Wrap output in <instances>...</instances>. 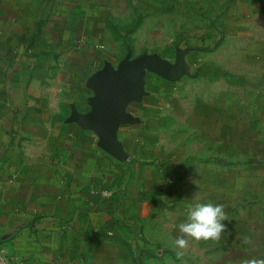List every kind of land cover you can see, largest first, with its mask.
Segmentation results:
<instances>
[{"label": "crops", "instance_id": "obj_1", "mask_svg": "<svg viewBox=\"0 0 264 264\" xmlns=\"http://www.w3.org/2000/svg\"><path fill=\"white\" fill-rule=\"evenodd\" d=\"M169 15L203 24L169 45L191 76H145L147 95L128 108L139 122L117 134L118 161L68 122L71 108L89 110L87 81L106 62L147 54L172 63L168 44L133 56L146 22ZM109 39L124 49L115 63L104 56L115 54ZM193 54L216 60L205 81L201 67L192 73ZM189 78L206 87L186 88ZM233 169L245 188H232ZM263 195L264 0H0V251L9 264H198L219 241L175 246L191 205ZM242 214L229 231L264 254V222Z\"/></svg>", "mask_w": 264, "mask_h": 264}, {"label": "water", "instance_id": "obj_2", "mask_svg": "<svg viewBox=\"0 0 264 264\" xmlns=\"http://www.w3.org/2000/svg\"><path fill=\"white\" fill-rule=\"evenodd\" d=\"M184 57L185 53H179L171 63L159 56L143 54L131 58L128 55L116 67L106 62L87 81V87L92 92L87 100L89 110L80 113L73 105L68 122L93 132L98 138V147L122 161L124 152L117 134L120 127L139 122L128 112V108L147 95L145 76L152 74L169 82L191 76Z\"/></svg>", "mask_w": 264, "mask_h": 264}, {"label": "rangeland", "instance_id": "obj_3", "mask_svg": "<svg viewBox=\"0 0 264 264\" xmlns=\"http://www.w3.org/2000/svg\"><path fill=\"white\" fill-rule=\"evenodd\" d=\"M171 16L169 15L167 17V20L163 18L161 21H150L146 22V24L143 26V28L138 32L136 35L135 40H133V56L139 55L140 52L139 50H159L163 49L164 44L170 45V43L173 42V45L175 43L181 44L182 41L176 37V35L180 32L186 33L188 30L189 34H197V33H202L204 29H197L198 25H203L201 23H197L195 21H176V20H171ZM236 26L234 23H232V26H228V29L233 30L235 29ZM220 30V29H219ZM187 33V34H188ZM194 40H197L196 38H193ZM220 39V38H219ZM183 40H187V38H184ZM108 42V41H107ZM108 48L115 50V54H104V56H109V59L114 57L116 55L117 57L121 56L123 54L124 49L121 46H118L117 44L114 45L112 43V40L109 39L108 43ZM212 46V45H211ZM169 53H163L165 56V59L173 60L172 62L175 61V49L173 47L170 48L169 46ZM103 55V54H102ZM193 59L189 62L191 68H192V73H195V71L201 67L202 71L199 74V78H202L201 81H205L207 77H210V73L208 70H206L210 63H213L216 61L214 59V56L207 57V55H190ZM164 58V57H163ZM116 57L112 59V62L114 60L115 63ZM191 59V58H190ZM189 60V58H188ZM214 61V62H213ZM212 66V65H211ZM204 68H206L204 70ZM148 75V81L152 82L156 78V76ZM188 84L186 85V88H191V89H201L206 87L203 86L202 83L204 82H194L191 81V78H189ZM241 168V167H240ZM240 172L236 169H233L232 172V180L234 181L233 184V189L235 188V185L240 186L241 189L245 188V181L243 180V183H238L235 181H239ZM243 178V177H242ZM252 180L247 181L248 184H250ZM255 183H251L250 187L255 189ZM212 202L214 204H221L223 205L224 208V221L223 223L226 225L224 232L221 234V237L217 239L219 242L218 244L216 243L214 246L211 247L212 251L215 252H205V256L201 258V261L198 264H243V260L255 257L256 255V249L258 246H256V239L248 237V235L241 234V230L239 228L233 230L232 232L229 231L228 225L230 224L229 221H231L233 214L238 211V213L241 215V213L244 214L248 210L247 214H244L247 216V219L249 222L252 220L255 221L258 218L259 222H264V213L258 214V213H253L250 212V209H246L248 206H260L264 207V195L260 197L259 199L255 198H246V199H240V198H212V199H203V203H208ZM240 207V208H238ZM247 207V208H248ZM241 211V212H239ZM242 214V215H243ZM238 216V215H236ZM262 217V218H261ZM262 219V220H261ZM224 240L226 242H224ZM227 243V244H226ZM229 243V244H228ZM210 249V250H211ZM185 253H191V249L189 248ZM259 253V252H257ZM175 262L174 264H180L179 261H173ZM181 264H195L194 262H183Z\"/></svg>", "mask_w": 264, "mask_h": 264}, {"label": "clouds", "instance_id": "obj_4", "mask_svg": "<svg viewBox=\"0 0 264 264\" xmlns=\"http://www.w3.org/2000/svg\"><path fill=\"white\" fill-rule=\"evenodd\" d=\"M225 217L224 208L221 204L195 203L187 212L186 221L179 224L181 235L174 241L178 249H185L192 240H217L224 232L226 225L223 223ZM178 251L177 255H182ZM243 264H264V254L244 259Z\"/></svg>", "mask_w": 264, "mask_h": 264}, {"label": "built area", "instance_id": "obj_5", "mask_svg": "<svg viewBox=\"0 0 264 264\" xmlns=\"http://www.w3.org/2000/svg\"><path fill=\"white\" fill-rule=\"evenodd\" d=\"M0 264H9L7 253L0 251Z\"/></svg>", "mask_w": 264, "mask_h": 264}]
</instances>
